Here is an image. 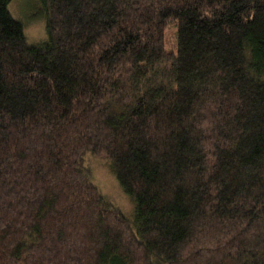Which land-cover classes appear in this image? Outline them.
Listing matches in <instances>:
<instances>
[{
    "label": "trees",
    "instance_id": "1",
    "mask_svg": "<svg viewBox=\"0 0 264 264\" xmlns=\"http://www.w3.org/2000/svg\"><path fill=\"white\" fill-rule=\"evenodd\" d=\"M10 1L0 264H264V0H37L40 43Z\"/></svg>",
    "mask_w": 264,
    "mask_h": 264
},
{
    "label": "rangeland",
    "instance_id": "2",
    "mask_svg": "<svg viewBox=\"0 0 264 264\" xmlns=\"http://www.w3.org/2000/svg\"><path fill=\"white\" fill-rule=\"evenodd\" d=\"M9 12L23 23L24 34L29 42L40 43L46 38L45 15L37 0H11ZM172 29L168 33V42L172 41ZM86 170L90 180L97 186L104 199L118 208L125 216L130 217L133 201L119 185L111 164L102 156L87 154ZM131 218V217H130Z\"/></svg>",
    "mask_w": 264,
    "mask_h": 264
}]
</instances>
